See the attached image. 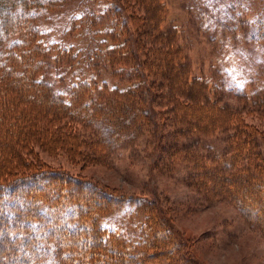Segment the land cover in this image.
I'll list each match as a JSON object with an SVG mask.
<instances>
[{"label":"trees","instance_id":"1","mask_svg":"<svg viewBox=\"0 0 264 264\" xmlns=\"http://www.w3.org/2000/svg\"><path fill=\"white\" fill-rule=\"evenodd\" d=\"M59 1L0 0V264H159L161 259L171 261L175 247L168 244L173 237L181 242L184 258L189 251L184 235L175 230L157 199L127 197L95 181L39 164L37 149L68 148L81 150L88 163L91 151L79 147L68 126L71 122L85 126L99 139L105 156L119 147V135L126 129L149 123L155 155L167 148L171 152L162 157L171 162L183 155L189 162L191 157L194 163L200 162V177L191 181V187L209 201L226 197L237 204L243 217L264 235V156L253 150L259 146L258 138L263 143L264 139L244 116L254 112L264 120V86L249 96L239 94L243 105L232 109L222 105L220 86L208 79H191L184 50L175 43V34L163 29V0H116L115 19L108 27L87 24L93 29L94 53L76 52L59 40L45 41L40 21L57 10ZM229 1L232 19L241 29L248 27V40L264 55V0ZM135 2L145 10L144 19L132 13ZM120 29L125 36L118 42L115 34ZM105 33L115 41L105 39ZM143 44L166 53L160 61L164 72L159 67L152 69L167 76L162 75L161 82L169 98L160 101L171 107L170 118L159 113L154 93L148 99L141 96L145 83L119 90L127 95L125 101L113 102L104 99L101 91L94 90L96 84L90 85L86 78L76 83L69 80L74 72L85 76L84 70L92 63L102 62L99 51L103 48L112 64L116 51L137 54L146 50ZM51 74L58 77L59 91L50 82ZM155 81H151L153 89ZM167 126L172 143L164 145L163 128ZM217 131L233 132L227 139L226 156H207L197 146L191 155L189 148L180 147L185 138L209 137ZM246 156L245 167L250 171L242 173L239 164H245ZM139 210L152 216H147V223L136 234L128 235L123 220ZM154 214L161 232H153L149 222Z\"/></svg>","mask_w":264,"mask_h":264},{"label":"rangeland","instance_id":"2","mask_svg":"<svg viewBox=\"0 0 264 264\" xmlns=\"http://www.w3.org/2000/svg\"><path fill=\"white\" fill-rule=\"evenodd\" d=\"M163 3L166 7L163 29L171 30L169 34H175V43L184 50V64L192 72L191 79H208L213 85L220 86L223 106L238 108L244 102L239 94L249 96L264 86V55L248 40V27L244 26L242 30L232 19L230 8L233 5L229 0H163ZM116 5V0H60L57 10L40 21L41 30L45 33L44 40H59L65 46H73L76 52L93 51V29L87 24L91 21L93 28L108 27L115 19L113 10ZM131 8L137 19H144L142 6L135 2L131 3ZM240 21L241 24L246 23L243 17ZM103 36L109 41L111 38L115 41L116 37L119 42L122 39L120 36H125V33L120 29V34H115V37L107 33ZM151 41L154 43L153 39ZM142 46L146 50L142 48L137 54L126 50L116 51L112 64L110 55H106L103 48L99 51L102 62L92 63L91 68L84 70L85 76H76L74 72V77L69 80L76 83V79L86 78L90 85L92 82L96 84L94 90L101 91L104 99H112L113 102L125 101L124 96L127 95L120 91L127 90L137 82L141 85L145 83L144 87L141 86V96L148 99L154 93L159 113L170 118L171 107L160 101L161 98H169V90L161 82L162 75H165L160 74L164 72L161 55L166 53L161 52L158 46ZM156 67L162 68L159 74L152 69ZM53 70L52 64H49L48 71ZM49 77H52L50 82L59 91L61 85L55 79L57 75L51 74ZM153 80H156L154 89L150 87ZM244 116L249 125L256 126L264 139V120H260L254 112ZM68 126H72L71 134L80 142L79 147L91 151L87 153L88 163L80 155L81 150L74 152L68 148L55 152L37 149L39 164L95 181L127 197L157 199L168 211L175 230L184 235L181 237L189 245L184 258L179 250L181 242L173 237L168 244L170 248L175 247L171 261L161 259L159 264H264V235L243 217L237 204L226 197L209 201L191 187V181L195 183L200 177V162L194 163L193 157L189 162L184 155L180 160L171 162L170 158L162 157L171 152L167 148L164 152L158 150L155 155L152 143L154 131L149 123L126 129L125 133L119 135V147L108 150L106 156L99 147V139L93 137L85 126L74 122ZM163 131L167 141L164 145H169L172 143L171 129L167 126ZM230 133L233 134L217 131L209 137L185 138L179 144L180 147L189 148L191 155L197 146L199 152L207 156L223 157L229 151L227 139L231 137ZM104 137L109 138L107 134ZM258 141L260 147L255 146L253 150L264 156V143L260 138ZM248 162L246 156L245 164H239V171L249 172L250 167H245ZM148 215L151 214L139 210L132 217L124 219L126 233L136 234L145 220L147 223ZM151 219L149 222L154 227L153 232L163 231L157 215L154 214Z\"/></svg>","mask_w":264,"mask_h":264}]
</instances>
